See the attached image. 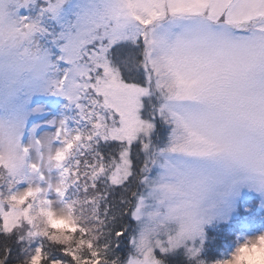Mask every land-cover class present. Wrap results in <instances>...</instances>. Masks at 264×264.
Listing matches in <instances>:
<instances>
[{
  "label": "snow or ice",
  "instance_id": "6c2138e0",
  "mask_svg": "<svg viewBox=\"0 0 264 264\" xmlns=\"http://www.w3.org/2000/svg\"><path fill=\"white\" fill-rule=\"evenodd\" d=\"M262 209L264 0H0V264H231Z\"/></svg>",
  "mask_w": 264,
  "mask_h": 264
},
{
  "label": "trees",
  "instance_id": "16d2710c",
  "mask_svg": "<svg viewBox=\"0 0 264 264\" xmlns=\"http://www.w3.org/2000/svg\"><path fill=\"white\" fill-rule=\"evenodd\" d=\"M251 223H244L238 220L233 221L232 219L229 224H222L216 228L209 229L203 255L210 261L221 258L220 251L225 248L224 244L230 247L236 244L237 237L241 236L246 229L251 227ZM174 264H182V258L179 254H177Z\"/></svg>",
  "mask_w": 264,
  "mask_h": 264
},
{
  "label": "clouds",
  "instance_id": "9594fccd",
  "mask_svg": "<svg viewBox=\"0 0 264 264\" xmlns=\"http://www.w3.org/2000/svg\"><path fill=\"white\" fill-rule=\"evenodd\" d=\"M52 226L62 234L63 229L67 226V222L57 218L52 221ZM260 235H264V232L246 237L244 242L237 246L239 247V251H233L231 264H264V239H260Z\"/></svg>",
  "mask_w": 264,
  "mask_h": 264
},
{
  "label": "rangeland",
  "instance_id": "374dc122",
  "mask_svg": "<svg viewBox=\"0 0 264 264\" xmlns=\"http://www.w3.org/2000/svg\"><path fill=\"white\" fill-rule=\"evenodd\" d=\"M257 207H259V204H257ZM261 219L255 220L253 221L251 224V227H249L248 229L245 230L244 233L241 234V236L237 237V243L234 244L233 246H229L224 244L225 248H223V250L220 251V256L221 258L218 259H226L229 258V256L231 255V253L235 250V248L240 244L243 243L246 237H251V236H255L258 235L262 232H264V209L261 210ZM233 219V221H240L239 219L236 218H231L228 221H221L219 223H215L213 225H209L206 226V234H207V238H208V230L209 229H213L216 228L222 224H229L231 223V220ZM217 260V259H216Z\"/></svg>",
  "mask_w": 264,
  "mask_h": 264
}]
</instances>
